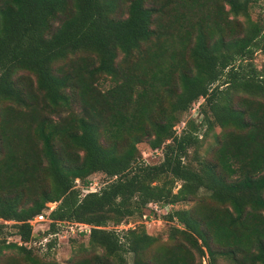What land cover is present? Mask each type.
I'll return each instance as SVG.
<instances>
[{
    "label": "trees",
    "instance_id": "obj_1",
    "mask_svg": "<svg viewBox=\"0 0 264 264\" xmlns=\"http://www.w3.org/2000/svg\"><path fill=\"white\" fill-rule=\"evenodd\" d=\"M262 1L128 0L123 17L122 0H0V219L19 238L0 240V258L16 250L38 264L32 254L51 251L62 224L80 223L102 251L96 264H128L124 253L131 264H195L194 247L197 264L205 253L208 264H264V65L251 62L264 52V18L249 14ZM239 17L245 29L227 38ZM200 100L207 131L222 133L215 163L194 157L192 167L184 160L199 136L192 122L175 125ZM144 142L161 162H144ZM95 173L109 183L72 201L75 180L86 186ZM200 189L215 208L200 218L172 210L169 238L181 240L150 261L141 256L156 238L106 229ZM27 192L37 199L20 206ZM47 203H57L51 222L34 231L28 221Z\"/></svg>",
    "mask_w": 264,
    "mask_h": 264
},
{
    "label": "rangeland",
    "instance_id": "obj_2",
    "mask_svg": "<svg viewBox=\"0 0 264 264\" xmlns=\"http://www.w3.org/2000/svg\"><path fill=\"white\" fill-rule=\"evenodd\" d=\"M127 5L128 0H122V3L119 7V13H121L123 17L126 16ZM249 14L251 20L254 22H258L261 18H264V2H258L257 4L252 6ZM194 18H197V16ZM170 22L171 19L168 16H163L160 21L161 25H164L165 27H172L173 24ZM241 29H245L244 19L242 17H239L232 31V33L234 34L230 32V35H227V38L236 36L241 32ZM183 33L184 32H182L180 36H182ZM253 56L254 57L251 62L256 66L257 69H260L264 65V52L258 51ZM61 65L62 62H58L56 63V65H54V68L57 69ZM27 78L29 79V76H27ZM102 84L106 86V82H102ZM236 101L237 97L233 96V102ZM202 102L203 100H200L199 103L197 102L198 104H195L192 110L190 109L185 114L181 115L179 118V122L175 125L176 132L180 133L182 131V128H185L188 122H192L199 136L198 146L189 148L184 160L185 163L190 164L192 167H196L198 165V161L195 160L194 157H196L201 162L215 163L216 152L220 146L221 140L222 130L220 128L215 127L213 130L207 131L206 125L203 123V118L204 113L208 115V109L206 108L207 112L201 110V114L199 113V110L201 108L200 105ZM205 132L206 134L204 135ZM137 147L142 154L145 163L158 164L159 162H161L162 157L160 151L153 152L151 149H149V146L145 142L139 144ZM87 182H89L88 185L84 186L79 179L75 180L74 186L72 188V191H74V193L70 194V198L72 201L77 203L85 194L90 192H99L105 185L109 183V180L105 177V175L101 173H95L87 178ZM45 187H48V183L45 185ZM180 187L181 182H176L174 184L173 193H176ZM39 193L40 189L38 190L37 196L39 195ZM22 198L23 199L22 203H20V206L27 207L31 205L30 201L35 197L32 192H27L24 193ZM35 199H37V197ZM47 204H49L52 208H55L57 206V203ZM210 208H215V204L209 200V192L204 189H200L195 195L175 205L151 204L145 206L140 210L139 215L136 214L133 217L129 218L130 224L113 226L114 224L112 222H109L106 226V229H112L120 232L122 230L128 229L129 227L135 226L137 230L143 229L146 234L156 238V243L149 249H147L141 256L142 259L147 262L152 260L157 254H159L158 249L161 246H170V243H177L178 240H181L179 235H177L176 238L172 241L169 238V235L171 234L173 228L179 227L176 221L167 220V215L172 212V210H187L192 215L200 218L202 216L208 215L210 213ZM64 224H62L60 227L61 231L58 232L59 235L57 237H54L56 238V245L51 249V251H49L47 254H32V257L38 258V264H76L78 262H83L86 264H96L95 256L101 255L102 251L100 249L93 250L89 248V234L86 233L83 236H79L80 234H78L75 230L71 233V230L69 229L70 226ZM11 225V222L5 223V221L0 219V240H6L7 242H16L17 244H19V238L14 235L15 231L11 227ZM35 228L36 231L40 229L46 230V223L40 225L37 224L35 225ZM69 238L72 240H67ZM204 252L206 251L204 250ZM193 254L195 255V264H197L199 259L197 258L198 253L195 247L193 248ZM123 257L128 264L132 263L133 258L130 253H124ZM208 261L209 258L205 253L204 257L201 259V264H208ZM216 263L226 264L227 262L222 258H219ZM0 264L35 263L30 262L24 255L18 253V251L16 250H4L3 255L0 258Z\"/></svg>",
    "mask_w": 264,
    "mask_h": 264
},
{
    "label": "built area",
    "instance_id": "obj_3",
    "mask_svg": "<svg viewBox=\"0 0 264 264\" xmlns=\"http://www.w3.org/2000/svg\"><path fill=\"white\" fill-rule=\"evenodd\" d=\"M55 204V203H54ZM151 205V204H150ZM155 206V205H154ZM47 209L36 215L33 219L29 220L28 223L33 227L34 231L36 230L35 225L37 224H43V223H48L51 222L50 220H48V214L54 209L52 208L49 204H46ZM145 217V216H144ZM65 225L70 226L69 229L71 230V233L75 230L78 234L81 233H90V226L86 225V224H80V223H65ZM69 230V231H70ZM41 232H44V229H40ZM58 236V235H57ZM50 237V235H49ZM48 241V237L43 238L39 243L38 246H41L42 248H45V244ZM43 248V249H44Z\"/></svg>",
    "mask_w": 264,
    "mask_h": 264
}]
</instances>
